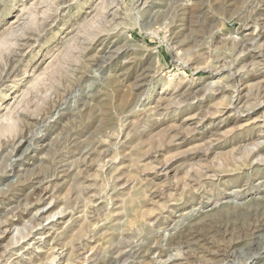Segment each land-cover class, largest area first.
<instances>
[{"label":"rangeland","instance_id":"obj_1","mask_svg":"<svg viewBox=\"0 0 264 264\" xmlns=\"http://www.w3.org/2000/svg\"><path fill=\"white\" fill-rule=\"evenodd\" d=\"M0 264H264V0H0Z\"/></svg>","mask_w":264,"mask_h":264}]
</instances>
